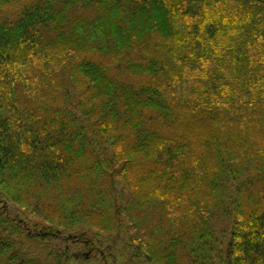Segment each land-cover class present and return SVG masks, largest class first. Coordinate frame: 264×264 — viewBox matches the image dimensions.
<instances>
[{
  "label": "trees",
  "instance_id": "16d2710c",
  "mask_svg": "<svg viewBox=\"0 0 264 264\" xmlns=\"http://www.w3.org/2000/svg\"><path fill=\"white\" fill-rule=\"evenodd\" d=\"M0 264H264V0H0Z\"/></svg>",
  "mask_w": 264,
  "mask_h": 264
}]
</instances>
